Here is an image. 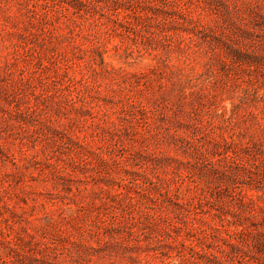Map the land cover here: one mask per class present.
Segmentation results:
<instances>
[{
	"label": "rangeland",
	"instance_id": "rangeland-1",
	"mask_svg": "<svg viewBox=\"0 0 264 264\" xmlns=\"http://www.w3.org/2000/svg\"><path fill=\"white\" fill-rule=\"evenodd\" d=\"M0 264H264V0H0Z\"/></svg>",
	"mask_w": 264,
	"mask_h": 264
}]
</instances>
